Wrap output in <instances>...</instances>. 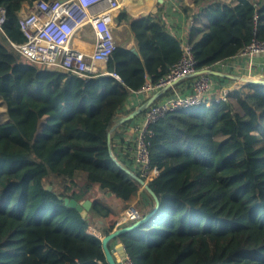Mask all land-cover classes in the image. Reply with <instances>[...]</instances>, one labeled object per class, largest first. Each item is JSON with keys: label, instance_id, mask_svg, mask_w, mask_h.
Masks as SVG:
<instances>
[{"label": "trees", "instance_id": "obj_1", "mask_svg": "<svg viewBox=\"0 0 264 264\" xmlns=\"http://www.w3.org/2000/svg\"><path fill=\"white\" fill-rule=\"evenodd\" d=\"M33 1L0 0V49L9 60L0 67V264H107L87 227L108 214L96 229L122 220V211L111 213L120 205L138 208L139 185L112 144L132 120L113 130L111 148L108 134L132 111H122L131 96L180 59L181 41L162 25L161 10L134 18L121 7L116 20L133 23L137 53L116 45L87 79L44 71L10 45L24 42L19 11ZM234 1L182 9L197 70L264 41V0ZM149 128L158 209L109 246L117 240L133 264H264V84L168 112ZM66 198L89 200L87 216Z\"/></svg>", "mask_w": 264, "mask_h": 264}, {"label": "built area", "instance_id": "obj_2", "mask_svg": "<svg viewBox=\"0 0 264 264\" xmlns=\"http://www.w3.org/2000/svg\"><path fill=\"white\" fill-rule=\"evenodd\" d=\"M119 6V0H34L25 3L19 11V25L25 40L21 44L10 45L25 64L50 72H62L87 79L103 69L111 58L116 46L114 40L113 12ZM5 20V12L0 10V25ZM91 32L92 37L85 38L86 47L74 48L71 41L78 34ZM182 55L173 64L167 74L155 83L147 82L136 94H140L144 103L155 93H161L144 111L143 118L132 131L136 132L132 148L130 167L143 181L138 185L133 200L134 211L122 220L114 218L102 229H96L95 223L87 227V232L102 241L104 230L109 232L132 224L147 212V203L141 199L145 184L149 185L159 175L149 160V145L152 131L149 126L171 111H183L204 104L209 107L214 101H225L229 90L223 89L211 93L212 79L209 74L195 75L196 61L191 46L181 42ZM252 58L259 55L264 66V41L253 40L239 54ZM192 78L190 92H171L174 85L185 78ZM167 86L169 88L164 90ZM121 206V205H120ZM119 209V207L114 211ZM120 264H133L125 253Z\"/></svg>", "mask_w": 264, "mask_h": 264}, {"label": "crops", "instance_id": "obj_3", "mask_svg": "<svg viewBox=\"0 0 264 264\" xmlns=\"http://www.w3.org/2000/svg\"><path fill=\"white\" fill-rule=\"evenodd\" d=\"M186 1L189 7H195L196 4L202 2V0H198L195 3H193L192 0H186ZM225 1H232L233 3L235 2L234 0H225ZM180 2L181 0H152L151 8L145 9L146 0H140V1L131 0V5L134 6L136 9L138 8V10L131 8L128 5V3H126L125 1L120 3V5L125 9V11L130 16L134 18H137L141 15H145V16L149 14L155 15V13L161 10L159 14L162 20L160 18L159 19L162 25L166 27L168 32L174 38L176 39L179 38L178 40L184 42L183 40L185 37V31H187V27H186L185 15L182 9L180 8V4H181ZM155 4L156 5L158 4L161 9L157 10L154 7ZM117 13L118 10L113 14V21L116 29L114 33V37L116 42L123 40L124 44H122V46L136 50L135 41L133 38L134 35L131 33L130 30V27L133 23L129 25L124 21L117 22L116 20ZM162 21L165 24H163ZM86 37L91 38L92 33L88 31L82 35L78 34L76 37L72 39L71 46L74 48L86 47L87 45L85 44ZM116 45H121V44H116ZM209 69L215 72L214 75H210L212 79L211 93H217L223 89L233 92L234 90L240 89L245 84H247L248 79L264 80V66L262 65V58L259 55L253 56L252 58L237 55L225 61L218 62L212 65ZM191 82H192L191 77L182 79L177 84L174 85L171 92L172 91L178 92L180 94L190 92ZM143 103L144 101L142 96L140 94L135 93L131 96L129 101L125 103V105L122 108V111H127L130 109H132L133 111L139 108ZM143 115L144 113L136 116L123 130L124 132L121 137L118 136L113 137L112 144L116 153L128 165H130V162L132 161L133 141L136 136V132L132 131V128L135 127L137 123L142 120ZM126 210L129 211L130 208ZM126 214L129 216L130 212ZM99 221L101 220H98L97 222L99 223ZM117 246H120V243L117 240L113 241L110 245L111 248H117Z\"/></svg>", "mask_w": 264, "mask_h": 264}, {"label": "water", "instance_id": "obj_4", "mask_svg": "<svg viewBox=\"0 0 264 264\" xmlns=\"http://www.w3.org/2000/svg\"><path fill=\"white\" fill-rule=\"evenodd\" d=\"M199 74H209V75H214L215 72L210 70L209 68L203 69V70H198L196 72L195 75H199ZM248 83H261L264 84V80H253V79H248L247 80ZM169 88V86H167L164 90H167ZM161 93H155L151 96V98L143 103L139 108L133 110L132 112H130L128 115L121 117L119 120L116 121L115 125L111 128V130L109 131L108 134V146L109 148H111V134L113 132V130L125 123L128 122L130 120H133L136 116L140 115L141 113H143L147 107L153 103L160 95ZM113 156V154H112ZM137 181L140 184H143V181L137 177ZM48 189H50V187H47ZM145 190L147 191L148 194H150L154 200V207L153 209L148 212L145 216H143L141 219L133 222L132 224L120 227L114 231L108 232L107 234L104 235L101 243H102V248H103V253L105 256V260L107 262V264H120L121 262V257L124 255V247L122 245L117 246V248H111L109 246V243L116 239L117 237H119L121 234L131 231L133 229H135L136 227H138L139 225H141L142 223L146 222L147 220H149L150 218H152L154 216V214L156 213L158 206H159V202L157 197L155 196V194L152 192V190L150 189L149 185L145 184ZM64 203L71 207L76 209L80 214L82 218H85L87 216V212L90 208L91 202L89 200H86L84 202L81 203H77V201H75L74 199H65Z\"/></svg>", "mask_w": 264, "mask_h": 264}, {"label": "rangeland", "instance_id": "obj_5", "mask_svg": "<svg viewBox=\"0 0 264 264\" xmlns=\"http://www.w3.org/2000/svg\"><path fill=\"white\" fill-rule=\"evenodd\" d=\"M123 1H125V0H119V4L122 3ZM126 1H128V0H126ZM132 1H136V0H132ZM138 1H140V0H138ZM180 3H181V4H180V8H181V9H183L185 6H188L186 0H181ZM196 5H197V4H196ZM154 7H155L157 10L161 9L160 6H159L158 4H157V5L155 4ZM115 31H116V29H114V33H115ZM116 44H121V45H122V44H124V41H123V40H120V41L116 42ZM3 54H4V53H3V50L0 49V67H1V68L7 66V65H8V62H9V60H8V59L6 58V56H4ZM100 70H103V69H100ZM171 94H172V93H171V90H169V91L166 93V95H171ZM2 112H3V109L0 107V114H1ZM143 113H144V112H143ZM143 113H141V114H143ZM46 184H47V186H49V187L51 188V186L49 185L48 182H47ZM98 194H99L100 196L103 197L102 192H99V191H98ZM141 199H142L144 202H146V203L148 204V206H146V207H147V209H149L148 207H149L150 199H149V196H148V193H147L146 190H145L144 193L142 194ZM118 207H119L118 211H119V212L122 211V212H121V214H122V219H123L124 217H127V216H128L126 213H129V212H130V214H132L131 212L134 211L133 207H131L129 211L126 210V209H125V210H122V209L120 208V206H118ZM118 207H116V209H117ZM116 209H115V210H116ZM115 210H114V211H115ZM111 213H114V212H111ZM108 215H109V214H108ZM108 215H107L105 218H107ZM105 218H102V219H105ZM102 219H99V220H102ZM97 221H98V220H97ZM97 221H96V222H97ZM96 222H94V223L96 224ZM107 230H108V229H107Z\"/></svg>", "mask_w": 264, "mask_h": 264}, {"label": "bare ground", "instance_id": "obj_6", "mask_svg": "<svg viewBox=\"0 0 264 264\" xmlns=\"http://www.w3.org/2000/svg\"><path fill=\"white\" fill-rule=\"evenodd\" d=\"M124 2V1H123ZM125 2L126 3H128V5L131 7V8H133V9H135V10H138V8L136 9L134 6H132L131 5V0H128V1H126L125 0ZM145 9H149V8H151V6H152V0H146V3H145ZM121 8V5L119 4V6L114 10V12H113V14L117 11V10H119ZM127 9V8H126ZM132 11V10H131ZM114 40H115V37H114ZM115 42H116V40H115ZM135 53H137V51L134 49L133 50Z\"/></svg>", "mask_w": 264, "mask_h": 264}]
</instances>
